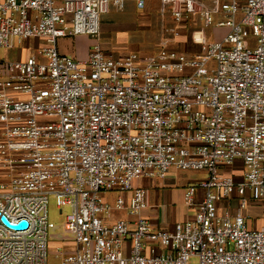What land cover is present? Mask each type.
Listing matches in <instances>:
<instances>
[{
    "label": "built area",
    "instance_id": "1",
    "mask_svg": "<svg viewBox=\"0 0 264 264\" xmlns=\"http://www.w3.org/2000/svg\"><path fill=\"white\" fill-rule=\"evenodd\" d=\"M161 1L225 35L196 37L194 55L164 42L115 57L97 38L125 0H0V50L44 41L0 57V264H49L50 196L70 209L59 264H264V223L246 213L264 204V0ZM75 36L96 40L84 60L59 51ZM171 170L207 178L184 191L193 219L157 229L133 184Z\"/></svg>",
    "mask_w": 264,
    "mask_h": 264
},
{
    "label": "rangeland",
    "instance_id": "2",
    "mask_svg": "<svg viewBox=\"0 0 264 264\" xmlns=\"http://www.w3.org/2000/svg\"><path fill=\"white\" fill-rule=\"evenodd\" d=\"M153 11L141 14L142 17L146 18V22H140L138 25L134 26L132 31L127 32V38L129 41L121 40L119 43L123 54L114 55L115 57H122L129 53L139 51L142 54H153L157 52L160 45L164 42L169 44L173 49L179 50L185 54L194 55L199 52V47L194 43L196 37H205L208 41H216L221 39L225 33V29H214L206 28L204 21L200 17V13L192 14L188 19L182 21L181 23L174 22L172 13L175 10L167 2L161 0H156L155 6L152 7ZM214 24L219 20H224L222 16L212 15ZM115 35V34H114ZM112 36L108 41L110 44L117 42L120 37L119 34ZM75 37H67L64 49L72 50L75 48L77 54H82L85 51V43L76 41L75 46L73 44V39ZM90 39H95L89 37ZM101 43V40H99ZM44 46V41L38 39H30L28 41L22 42L20 45H16L15 49L10 52L0 50V57L20 60L21 58L27 57L29 54H34L38 49ZM124 48V49H123ZM69 57L79 59L72 55H67ZM238 167V168H237ZM237 170H239V164H236ZM233 170V168H231ZM206 174V173H205ZM190 181H202L201 178L204 177V172H192ZM199 179V180H198ZM187 181V180H185ZM114 195H107V199L110 203H113ZM70 213L68 207L64 208L63 214H60V209L57 206L56 198L50 196L48 199V214L51 222L54 223L55 229L49 234V244H48V263L49 264H59L60 259L57 258V253H64L66 246L72 241V234L66 232V217ZM117 214V213H116ZM125 217V216H124ZM255 219V218H254ZM68 248V247H67ZM195 263V260H194Z\"/></svg>",
    "mask_w": 264,
    "mask_h": 264
},
{
    "label": "crops",
    "instance_id": "3",
    "mask_svg": "<svg viewBox=\"0 0 264 264\" xmlns=\"http://www.w3.org/2000/svg\"><path fill=\"white\" fill-rule=\"evenodd\" d=\"M145 5L143 9L138 7V0H125V8L122 11L112 9L108 14L103 15L101 18V30L97 41L100 43L105 53L111 55L123 54L122 47L119 43L121 40L129 41L127 38V32L132 31L134 26L140 22H146V18L141 14L147 11L152 12L155 6L156 0H144ZM119 34L120 39L114 44H110L111 35ZM114 35V36H115ZM67 39H60L58 42L59 51L63 55H72L84 60L87 58L88 53L92 45L96 42L94 39H90L88 36H75L72 40L75 46L76 41L85 43V51L82 54H77L75 48L72 50L64 49V45ZM108 40V41H107ZM123 48V49H124ZM139 52V51H136ZM30 55V54H29ZM28 55V56H29ZM27 56V57H28ZM21 58L20 60H24ZM192 172H181L171 170L164 179H147L141 178L134 182V188H142L146 191V208L140 214V217H145L151 221L153 226L157 229L172 230L174 225L181 222L192 220L194 217V211L188 209L183 201V194L185 189L190 185H195L197 181L190 178ZM207 175L204 173V177L200 180H206ZM187 180V181H185ZM199 180V179H198ZM203 191L198 190L197 198L201 199ZM237 202L233 201L230 204L226 202H219V212L223 213L228 210L230 213H235L237 210ZM246 213L250 215L248 222L249 226L253 229H260L264 223V204L251 205ZM116 218L124 217L123 214H116ZM255 218V219H254Z\"/></svg>",
    "mask_w": 264,
    "mask_h": 264
},
{
    "label": "water",
    "instance_id": "4",
    "mask_svg": "<svg viewBox=\"0 0 264 264\" xmlns=\"http://www.w3.org/2000/svg\"><path fill=\"white\" fill-rule=\"evenodd\" d=\"M5 221V220H4ZM6 222V221H5ZM11 227H14V228H23L26 226V222H21L19 223L18 225H10Z\"/></svg>",
    "mask_w": 264,
    "mask_h": 264
}]
</instances>
